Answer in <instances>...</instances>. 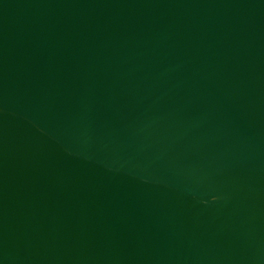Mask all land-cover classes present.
Returning a JSON list of instances; mask_svg holds the SVG:
<instances>
[{
    "label": "water",
    "instance_id": "obj_1",
    "mask_svg": "<svg viewBox=\"0 0 264 264\" xmlns=\"http://www.w3.org/2000/svg\"><path fill=\"white\" fill-rule=\"evenodd\" d=\"M0 264H264V0H0Z\"/></svg>",
    "mask_w": 264,
    "mask_h": 264
}]
</instances>
